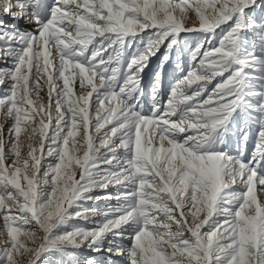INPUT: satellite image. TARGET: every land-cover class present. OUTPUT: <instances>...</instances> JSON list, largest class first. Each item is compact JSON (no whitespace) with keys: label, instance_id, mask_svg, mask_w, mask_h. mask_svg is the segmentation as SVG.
<instances>
[{"label":"snow or ice","instance_id":"6c2138e0","mask_svg":"<svg viewBox=\"0 0 264 264\" xmlns=\"http://www.w3.org/2000/svg\"><path fill=\"white\" fill-rule=\"evenodd\" d=\"M0 17V264H94L84 247L264 264V0H0ZM96 193L116 203L79 205Z\"/></svg>","mask_w":264,"mask_h":264},{"label":"rangeland","instance_id":"374dc122","mask_svg":"<svg viewBox=\"0 0 264 264\" xmlns=\"http://www.w3.org/2000/svg\"><path fill=\"white\" fill-rule=\"evenodd\" d=\"M0 19L8 20L7 17H0ZM9 23L16 24L21 30L28 29L30 26L25 24L23 21H10ZM157 61L156 58L153 57L151 62L149 63V67L145 69L144 74H143V79L141 81L144 91L147 92L148 89L151 87V75L153 72V69L156 67ZM175 67L174 62L172 64H169L167 66V72L168 74L165 76V85H169V82L171 81V73L172 69ZM2 87L0 86V91H2ZM78 87V86H77ZM41 95L44 97L43 102L46 104L47 103V96H46V89L45 92L41 93ZM147 99V98H146ZM146 110H150L151 108V103L150 101L145 105ZM7 126V125H6ZM253 145L250 144V148ZM236 150V143L233 141V144L231 146V151L233 154H235ZM27 151V142H25V149L24 153L26 154ZM49 162H54L53 158L48 157L45 161V166ZM78 178V177H77ZM97 195H101V199L99 200H89V201H84V202H78L80 206L84 208H91L95 209L97 213H102L105 211L110 205H114L116 203L115 200L111 199V197L104 198L103 194L101 193H96ZM101 217L99 215H93L90 216L87 220H82V221H73V222H65L63 225L64 228L71 229V227L79 226L81 228L83 227H93L95 226V222L97 220H100ZM0 225H2V221H0ZM111 239V238H110ZM105 247L107 245V241L104 242ZM76 256L79 257H89L94 261V264H126L124 261V258L122 257H113L106 251L102 250L99 253H94L91 251L90 248L84 247V248H79L74 250ZM73 262V257L69 256L67 254H61L57 252L55 256L52 258V264H72Z\"/></svg>","mask_w":264,"mask_h":264}]
</instances>
